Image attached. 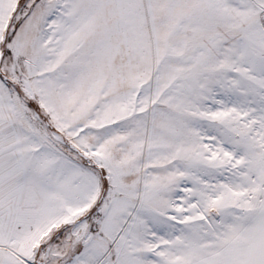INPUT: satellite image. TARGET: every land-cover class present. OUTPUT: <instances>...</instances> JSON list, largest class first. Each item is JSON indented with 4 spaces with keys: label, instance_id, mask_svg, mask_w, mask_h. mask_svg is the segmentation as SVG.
Segmentation results:
<instances>
[{
    "label": "snow or ice",
    "instance_id": "snow-or-ice-1",
    "mask_svg": "<svg viewBox=\"0 0 264 264\" xmlns=\"http://www.w3.org/2000/svg\"><path fill=\"white\" fill-rule=\"evenodd\" d=\"M0 264H264V0H0Z\"/></svg>",
    "mask_w": 264,
    "mask_h": 264
}]
</instances>
